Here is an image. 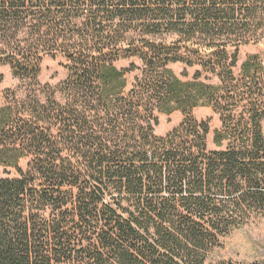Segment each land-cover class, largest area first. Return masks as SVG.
I'll return each mask as SVG.
<instances>
[{
	"label": "trees",
	"instance_id": "obj_1",
	"mask_svg": "<svg viewBox=\"0 0 264 264\" xmlns=\"http://www.w3.org/2000/svg\"><path fill=\"white\" fill-rule=\"evenodd\" d=\"M250 44L264 0H0V62L20 84L42 86L45 57L69 71L64 102L0 106V164L18 173L0 177V264H236L210 255L264 214V62L236 72ZM133 58L127 92L140 67L117 63ZM199 107L220 115L218 149Z\"/></svg>",
	"mask_w": 264,
	"mask_h": 264
},
{
	"label": "rangeland",
	"instance_id": "obj_2",
	"mask_svg": "<svg viewBox=\"0 0 264 264\" xmlns=\"http://www.w3.org/2000/svg\"><path fill=\"white\" fill-rule=\"evenodd\" d=\"M251 54H259L264 62V45L250 44L243 46L239 53V62L236 72L239 73L242 64ZM134 61L140 67L139 70L127 74V87L128 92L136 81V77L142 75L143 63L137 58L130 60H120L117 65L120 68L128 67ZM67 60L63 57L53 59L45 57L42 62V70L39 80L42 86H27L21 85L19 80L16 79L12 73L11 66L0 62V106L13 105L18 102L24 101L33 91H37L40 99L46 101L50 91L56 90L55 97L59 101L64 102L62 91H60V83L65 80L69 71L65 67ZM174 72L184 80L192 79L198 67L188 68L189 75L184 76L186 65L176 63L171 65ZM210 78V82L218 83L219 80L216 76L205 74ZM49 84L52 88L45 86ZM160 119L159 124L155 128L158 135H166L174 127L178 126L182 119L183 114L176 111L172 114L157 113ZM194 114L199 119H209L211 123V132L208 135V147L210 149H218L219 147L214 143V132L216 128L221 127L222 122L220 115L215 113L212 107H199L194 110ZM29 158H22L20 165L27 168ZM18 173L14 167L3 166L0 164V177L1 176H17ZM221 246L215 248L210 255V261H232L236 264H264V214H255L249 222L244 224L241 228L233 230L232 233L225 236L221 240Z\"/></svg>",
	"mask_w": 264,
	"mask_h": 264
}]
</instances>
